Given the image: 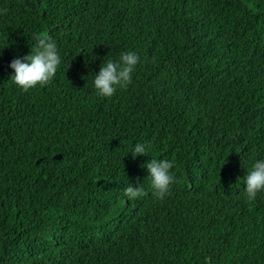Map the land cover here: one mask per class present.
<instances>
[{
  "label": "trees",
  "instance_id": "16d2710c",
  "mask_svg": "<svg viewBox=\"0 0 264 264\" xmlns=\"http://www.w3.org/2000/svg\"><path fill=\"white\" fill-rule=\"evenodd\" d=\"M42 34L62 64L24 91L9 63ZM0 45V264H264L243 182L264 158V0H0ZM123 51L132 82L98 96ZM152 157L174 162L163 199Z\"/></svg>",
  "mask_w": 264,
  "mask_h": 264
},
{
  "label": "clouds",
  "instance_id": "9594fccd",
  "mask_svg": "<svg viewBox=\"0 0 264 264\" xmlns=\"http://www.w3.org/2000/svg\"><path fill=\"white\" fill-rule=\"evenodd\" d=\"M8 46V45H7ZM7 46L0 45L2 49ZM96 57H93L95 59ZM63 57L57 43L43 34L36 39L35 47L30 54L11 60V79L16 86L24 91L37 86H45L53 80ZM141 63V57L135 51H123L116 59L103 60L98 73L93 75V87L98 96L112 97L118 88L126 87L132 82L133 73ZM152 146L147 142H136L128 152L132 158L149 156ZM143 167H146L154 194L163 199L175 182L172 174L174 162L166 158L152 157ZM245 195L248 201H254L258 194L264 193V158H255L250 169L243 177ZM144 192L143 185L138 182H128L124 195L129 200L139 199Z\"/></svg>",
  "mask_w": 264,
  "mask_h": 264
},
{
  "label": "water",
  "instance_id": "95a60500",
  "mask_svg": "<svg viewBox=\"0 0 264 264\" xmlns=\"http://www.w3.org/2000/svg\"><path fill=\"white\" fill-rule=\"evenodd\" d=\"M56 157H60V155H56Z\"/></svg>",
  "mask_w": 264,
  "mask_h": 264
}]
</instances>
